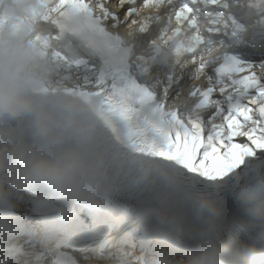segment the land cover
Here are the masks:
<instances>
[{
  "label": "snow or ice",
  "instance_id": "snow-or-ice-1",
  "mask_svg": "<svg viewBox=\"0 0 264 264\" xmlns=\"http://www.w3.org/2000/svg\"><path fill=\"white\" fill-rule=\"evenodd\" d=\"M12 15L11 0H0V20ZM153 21L164 27L149 39ZM14 28L52 64L39 91L91 97L107 117L106 143L131 161L115 176L117 190L145 191L140 211L149 216L161 200L185 214L191 230L182 239L171 225L146 222L152 264L210 239L252 238L250 206L264 203V0H143L140 8L137 0H35ZM158 67L168 71L162 76ZM207 109L214 111L205 120ZM17 129L27 134L23 122ZM195 191L211 192L222 206L207 234L192 214Z\"/></svg>",
  "mask_w": 264,
  "mask_h": 264
},
{
  "label": "clouds",
  "instance_id": "clouds-1",
  "mask_svg": "<svg viewBox=\"0 0 264 264\" xmlns=\"http://www.w3.org/2000/svg\"><path fill=\"white\" fill-rule=\"evenodd\" d=\"M34 2L20 0L18 10L29 11ZM52 73L49 58L24 30L0 29V212L14 207L8 202L11 193L28 188L58 197L61 211L101 204L117 191L115 176L130 165L122 149L77 119L76 97L39 91ZM20 122L27 136L18 131ZM190 204L193 216L203 222L200 232L207 234L222 212L220 202L211 192L195 191ZM250 207L255 225L250 240L210 239L169 264H264V203ZM152 214L161 225L173 226L179 239L191 230L183 211L162 200L153 205Z\"/></svg>",
  "mask_w": 264,
  "mask_h": 264
},
{
  "label": "bare ground",
  "instance_id": "bare-ground-1",
  "mask_svg": "<svg viewBox=\"0 0 264 264\" xmlns=\"http://www.w3.org/2000/svg\"><path fill=\"white\" fill-rule=\"evenodd\" d=\"M234 142L235 143H243V142H247L246 138H242V137H235L234 138ZM220 151H223V148H220ZM241 183H243V181H241Z\"/></svg>",
  "mask_w": 264,
  "mask_h": 264
}]
</instances>
